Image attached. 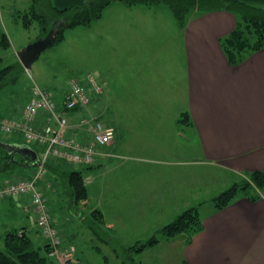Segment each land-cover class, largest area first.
I'll list each match as a JSON object with an SVG mask.
<instances>
[{
  "label": "crops",
  "instance_id": "1",
  "mask_svg": "<svg viewBox=\"0 0 264 264\" xmlns=\"http://www.w3.org/2000/svg\"><path fill=\"white\" fill-rule=\"evenodd\" d=\"M89 1L50 4L62 10ZM238 1L264 7V0ZM239 21L228 11H193L181 28L165 5L126 6L115 1L100 19L78 26L83 31L74 37L81 41L88 34V71L102 88L91 100V115L114 129L112 143L101 147L95 162L84 167L104 170L108 213L106 208L100 211L105 226L119 240L133 235L132 241H138L136 231H155L197 206L202 229L178 241L181 251L173 264H264V191L255 202L240 194L225 208L217 210L213 203L202 214L201 193L207 189L200 185L209 176L195 175L197 169L212 172L211 181L224 176L219 186L224 190L247 173L264 170V46L257 52L246 49L231 65L220 45ZM0 29L9 44H15L3 23ZM182 114L187 119L178 123ZM15 144L25 142L21 137ZM50 165L57 172L68 168L60 161ZM34 171L27 169L23 179ZM17 177L3 179L0 186ZM59 179L52 172L46 181L37 182V188L52 195L59 191L54 189ZM62 190L70 200L63 186ZM167 214L171 216L163 218ZM75 218L81 219L77 214ZM0 220L2 243L8 231L23 229L36 246L47 244L35 227L27 196L1 199ZM60 229L62 247L73 245L78 264H87L77 242L79 233Z\"/></svg>",
  "mask_w": 264,
  "mask_h": 264
},
{
  "label": "rangeland",
  "instance_id": "2",
  "mask_svg": "<svg viewBox=\"0 0 264 264\" xmlns=\"http://www.w3.org/2000/svg\"><path fill=\"white\" fill-rule=\"evenodd\" d=\"M30 4V0H0V23L1 25L2 23L5 25L8 34H11L15 43L13 45L10 44L8 49L0 48V71L8 66H14L11 71L6 73L4 85L0 88V118L12 117L14 110L19 108L18 106L22 105L29 98V90L33 84L37 85L52 98L61 99L64 94L69 91L71 79H80L90 74L88 71L90 68L88 34L85 35L86 42L83 36L80 37L81 41L79 38L76 41L74 39L79 31H83L81 30L82 27H78V29L75 28L76 30L73 31L71 29H65L63 32L64 42L46 48L40 54L39 58L32 63L30 69H24L18 61L17 52L34 42L38 36L43 37L47 35L51 30L52 24H55L54 29L59 31L62 28V23H64L62 19L54 18L50 10L39 7L38 4L37 13L45 17L48 22L47 25L45 28H42L39 22L32 21L29 28H24L21 24L22 15L27 11ZM77 42H81V46L78 48L74 46V43ZM23 43L25 44L23 45ZM70 114H74L77 118L91 117L89 106L85 109L80 108L78 110H72ZM0 141L7 144H15L21 141V137L17 133L5 136L1 134ZM33 148L37 152H40L38 148ZM4 153L5 149L0 148V156ZM21 159H23L21 155H16L14 164H12L11 167L6 168L5 166H0V170L5 168L0 171V182L11 176H18L16 179L26 178L28 176L27 169H36V167L33 166L24 169L21 165ZM84 167L85 166L80 165L71 166L70 168L81 171L84 184L87 188V194L89 192L88 197L92 202L91 206L88 205V197L85 200L79 201L77 204H74L71 199L69 200L68 197L62 193L63 184L61 181V184H54V189H58L59 191L52 195H48V193L43 195L40 190L38 191L47 201L51 220L54 221V223L51 222L53 226H55L60 233H62L60 228L64 230L65 227L70 231H77L79 233L77 242L82 248L81 256L84 262L87 264H122V260L117 255L116 249L124 250L136 245L137 242H145L164 225L155 231H136L135 234H139L136 235V237H139L138 241H132V239L135 238L133 235L126 236L124 234L125 238H123V240L114 237L112 232L106 228V219L100 211L106 208V212L108 213L105 203L106 193L104 185L106 178H104V170L99 171L94 169V172H92ZM70 168H67V170ZM49 174L50 172L46 170L44 176L39 181H46ZM198 174L209 176L208 181H204L200 185L207 189L201 193L203 196L201 199L205 202L199 208V211L204 214L206 210L211 209L213 206V199L229 187L224 190L219 189V186L223 184L222 180H224V176L220 174L217 175L215 181H211L213 178L212 172H203L196 169L195 175L197 176ZM236 181L238 182L237 179ZM199 183L198 181L197 184ZM95 185L96 187H94ZM65 192L67 193V190ZM67 195L71 198L68 193ZM95 210H98L102 214V224L99 225L100 228L98 229L94 228L93 223L89 221L92 212ZM54 214L58 216L56 215V217L54 216L52 218ZM74 214L79 215L81 219L75 218ZM169 216L171 215L167 214L164 215L163 218H168ZM173 219H171V221ZM92 228L96 231V234H94ZM38 233L40 232L38 231ZM128 233L130 234L131 231ZM186 236L187 235L183 233L168 239L159 237V245H155L152 249L147 248L140 254H134L133 257L139 264H170L169 261L173 264L181 251V248L178 247V241ZM34 246H36V244H34ZM0 249L4 250L2 242L0 243ZM75 264L78 263L76 262Z\"/></svg>",
  "mask_w": 264,
  "mask_h": 264
},
{
  "label": "trees",
  "instance_id": "3",
  "mask_svg": "<svg viewBox=\"0 0 264 264\" xmlns=\"http://www.w3.org/2000/svg\"><path fill=\"white\" fill-rule=\"evenodd\" d=\"M115 1H120L126 6L137 4L165 5L181 28L186 24L187 16L193 11L204 13L223 10L237 15L240 19L237 27L228 37L220 41V45L225 51L227 61L231 65H236L240 61L242 58L241 55L246 49H249L250 52H257L264 46V7L247 5L238 0H90L82 6L62 10L53 7L50 4V0H31L29 9L22 15L21 24L27 29L31 26L32 21H37L42 28H45L48 22L42 14L37 13V6L39 4V7L50 10L54 18L62 19L64 24H66L54 43L58 44L63 40V32L65 29H72L78 26H89L92 22L100 19L103 10ZM9 46L10 44L6 34L0 29V48L8 49ZM13 68L14 66H8L0 71V88L4 85L6 73ZM183 118L187 119V115L182 114L178 123H181ZM0 148L5 149V153L0 156V166H5L6 168L11 167V165L14 164V159L15 156L18 155L19 149ZM14 153L15 156L12 160L11 156ZM27 159H21V164L29 166L26 161ZM55 161L57 160L50 159L47 163L46 167L48 172L56 173L57 176H59L64 190H67L74 204H77L81 200H85L88 194L81 171L73 170L70 168L71 166L60 161L70 169L57 172V169L50 165L51 162ZM263 191L264 170L253 171L247 173L241 180L235 182L225 191L221 192L213 199V203L215 209L221 210L240 194L245 196L249 201L255 202L259 200V194ZM89 221L93 223L94 228H100L99 225L102 224L101 212L98 210L93 211ZM201 229L202 220L198 209L197 207H191L177 215L170 223L160 228L159 231H156L147 241L137 242L136 245L124 250L116 249V252L121 258L122 264H139L133 257L134 254H140L145 249L158 244L159 237L172 238L184 233L188 238H191L201 231ZM92 230L94 234H96L93 228ZM3 245L4 250L0 249V264H55L48 256V244L40 247L34 246L32 239L23 229H13L5 233Z\"/></svg>",
  "mask_w": 264,
  "mask_h": 264
},
{
  "label": "built area",
  "instance_id": "4",
  "mask_svg": "<svg viewBox=\"0 0 264 264\" xmlns=\"http://www.w3.org/2000/svg\"><path fill=\"white\" fill-rule=\"evenodd\" d=\"M102 92L101 86L91 74L70 82V90L61 103L33 84L29 98L17 115L0 118L3 135L19 133L28 144L41 149L40 164L30 179H14L0 187V200L5 197L27 196L30 200L35 225L49 246V256L57 264H74L75 248H62V235L51 223L46 199L36 188V182L45 172V163L61 160L70 166H88L95 162L100 148L112 143L114 129L103 124L95 116L81 118L70 125V112L86 108L92 99Z\"/></svg>",
  "mask_w": 264,
  "mask_h": 264
},
{
  "label": "water",
  "instance_id": "5",
  "mask_svg": "<svg viewBox=\"0 0 264 264\" xmlns=\"http://www.w3.org/2000/svg\"><path fill=\"white\" fill-rule=\"evenodd\" d=\"M61 26L62 28L58 31L55 30V24L51 25V30L47 33V35L37 38L34 42L27 45L25 48L21 49L17 52V58L20 64L24 67L25 70L30 69L32 63L37 60L40 54L49 46L53 45L57 39V36L61 30L64 29L65 25ZM0 147L14 149L17 148L18 155H21L23 158H28V164L30 166L36 167L39 165L38 155L37 153L25 144H7L0 142ZM15 156V153L11 156L12 160Z\"/></svg>",
  "mask_w": 264,
  "mask_h": 264
}]
</instances>
